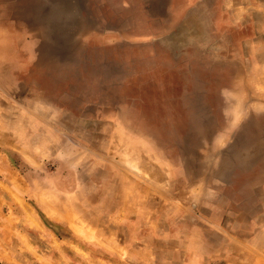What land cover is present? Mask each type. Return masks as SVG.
Wrapping results in <instances>:
<instances>
[{
  "label": "rangeland",
  "instance_id": "374dc122",
  "mask_svg": "<svg viewBox=\"0 0 264 264\" xmlns=\"http://www.w3.org/2000/svg\"><path fill=\"white\" fill-rule=\"evenodd\" d=\"M0 264H264V0H0Z\"/></svg>",
  "mask_w": 264,
  "mask_h": 264
}]
</instances>
